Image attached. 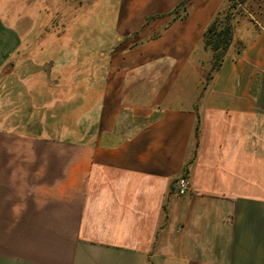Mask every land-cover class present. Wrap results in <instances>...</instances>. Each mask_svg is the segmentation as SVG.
<instances>
[{"label": "crops", "instance_id": "obj_1", "mask_svg": "<svg viewBox=\"0 0 264 264\" xmlns=\"http://www.w3.org/2000/svg\"><path fill=\"white\" fill-rule=\"evenodd\" d=\"M226 5L0 0V264H264V13L209 76Z\"/></svg>", "mask_w": 264, "mask_h": 264}, {"label": "rangeland", "instance_id": "obj_2", "mask_svg": "<svg viewBox=\"0 0 264 264\" xmlns=\"http://www.w3.org/2000/svg\"><path fill=\"white\" fill-rule=\"evenodd\" d=\"M180 8L181 12L185 13L184 10H182L183 7ZM263 13L264 0H227L225 8H223L212 21L214 22V26L217 28V31L222 32L226 24H230L232 28L235 27L236 23H238L241 19L247 17L252 20H257ZM64 22L67 21H63V23ZM50 24L51 27H56L59 24V21H51ZM210 50L212 51V49ZM214 68V64L212 63V67L208 72L209 76L214 71Z\"/></svg>", "mask_w": 264, "mask_h": 264}, {"label": "trees", "instance_id": "obj_3", "mask_svg": "<svg viewBox=\"0 0 264 264\" xmlns=\"http://www.w3.org/2000/svg\"><path fill=\"white\" fill-rule=\"evenodd\" d=\"M234 35V27L226 24L222 32H218L212 21L204 34V43L207 48L212 49L214 67L218 66L224 54L229 49Z\"/></svg>", "mask_w": 264, "mask_h": 264}, {"label": "built area", "instance_id": "obj_4", "mask_svg": "<svg viewBox=\"0 0 264 264\" xmlns=\"http://www.w3.org/2000/svg\"><path fill=\"white\" fill-rule=\"evenodd\" d=\"M190 181L186 176H180L177 180L176 191L179 195H185L189 190Z\"/></svg>", "mask_w": 264, "mask_h": 264}]
</instances>
